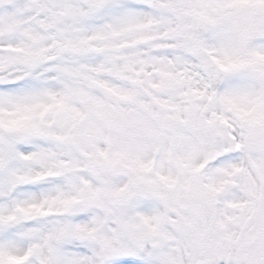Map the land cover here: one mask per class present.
Returning <instances> with one entry per match:
<instances>
[{"label": "snow or ice", "instance_id": "1", "mask_svg": "<svg viewBox=\"0 0 264 264\" xmlns=\"http://www.w3.org/2000/svg\"><path fill=\"white\" fill-rule=\"evenodd\" d=\"M0 264H264V0H0Z\"/></svg>", "mask_w": 264, "mask_h": 264}]
</instances>
